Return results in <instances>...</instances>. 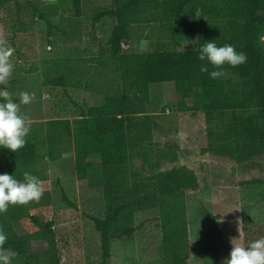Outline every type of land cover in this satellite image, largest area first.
<instances>
[{"label":"trees","instance_id":"16d2710c","mask_svg":"<svg viewBox=\"0 0 264 264\" xmlns=\"http://www.w3.org/2000/svg\"><path fill=\"white\" fill-rule=\"evenodd\" d=\"M44 1H71L73 14L82 15L83 0H32L34 13L43 18L45 12L38 3ZM192 2L113 0V6L100 11L95 18H116L106 67L115 74L117 86L105 89L101 103L82 105L77 123L67 117L27 121L29 131L22 147L12 152L0 146V173L8 172L23 181L25 171L40 178V164L47 158L63 155V140L73 145L77 171L85 172V178L98 182L104 191L103 214L93 217L101 264H111L113 240L136 231L138 215L150 210L157 213L165 263L190 264L185 188L197 186V175L187 165L164 172H146L162 159L176 157L170 146L161 147L155 139L151 84L172 82L182 96V105L191 99L190 107L204 113L206 150L239 162L264 154V0H253L251 18H199L189 14ZM15 3L18 12L21 4L16 0ZM137 24L143 28L152 24L158 27L155 49L124 50L123 44L129 45ZM163 35L173 40L192 36L197 44L191 49L172 48L170 42L160 39ZM206 39H214L218 45H233L245 53L246 61L236 66L224 64L220 66L223 75L211 78L207 71H200V66L207 65L209 71L213 66L198 58L199 46ZM14 71L17 74L9 85L11 91L22 74ZM68 72L71 78L64 83L75 87L88 83V69L72 65ZM11 99L19 102L17 96ZM92 157L98 158L95 168L89 165ZM28 217L37 228L20 234L15 223ZM0 231L6 235L0 243V253L10 255L9 264H60L52 222H42L31 214L29 202L9 204L0 212Z\"/></svg>","mask_w":264,"mask_h":264},{"label":"rangeland","instance_id":"374dc122","mask_svg":"<svg viewBox=\"0 0 264 264\" xmlns=\"http://www.w3.org/2000/svg\"><path fill=\"white\" fill-rule=\"evenodd\" d=\"M0 0V45L12 48L9 76L0 82L11 97L21 91L31 100L19 104V113L27 121L71 118L74 123L81 106L101 103L106 88H115L117 80L107 66L110 35L115 16L96 19L113 0H83L81 18L71 11V1L38 3L45 17L34 13L32 0ZM253 0H193L189 14L199 18L246 17L253 13ZM257 13V12H256ZM258 14V13H257ZM261 14L264 15L261 11ZM247 17V18H248ZM155 24L146 28L135 25L134 37L123 44L127 52L151 51L158 46L159 31ZM170 47L191 49L197 39L192 36L174 40L161 36ZM264 42V35L262 37ZM88 69V83L75 87L68 83V66ZM15 90L9 85L15 72ZM1 84H3L1 86ZM2 99V98H0ZM172 82L151 84V112L155 115V139L161 147L170 146L174 159L164 158L150 172H164L187 165L194 169L198 184L186 187L190 264H222L234 243L246 246L264 237V154L251 161L239 162L228 155L206 150L207 122L203 112L194 111ZM64 153L57 159L47 158L40 164L39 178L43 192L39 200L29 201L31 214L42 222L51 221L55 232L60 264H101L99 235L93 217L102 215L104 191L96 181L85 178L75 165L74 148L62 141ZM140 164V160L136 159ZM92 168L98 158L89 160ZM153 210L138 215V229L131 235L113 240L111 264H166L163 259L161 232ZM16 230L26 233L37 228L30 217L15 223ZM45 244V243H43ZM7 255L9 262L10 255Z\"/></svg>","mask_w":264,"mask_h":264},{"label":"clouds","instance_id":"9594fccd","mask_svg":"<svg viewBox=\"0 0 264 264\" xmlns=\"http://www.w3.org/2000/svg\"><path fill=\"white\" fill-rule=\"evenodd\" d=\"M12 48L0 45V82L10 74L12 65L9 56ZM198 58L207 60L213 66L209 71L207 65H201L200 71H207L213 79L223 75L224 64L236 66L246 61L243 51H237L233 45L224 43L218 45L214 39H206L199 46ZM0 146L12 152L25 144V136L29 131V125L19 113V104L11 99V94L6 89H0ZM31 96L26 91L19 94V103L26 104ZM43 192L40 180L37 176L25 171L23 181L18 180L8 172L0 173V212L7 209L9 204H26L32 200H39ZM6 239V235L0 231V243ZM232 247L229 255L222 264H264V237H260L246 246L230 241ZM0 264H9L7 255H0Z\"/></svg>","mask_w":264,"mask_h":264},{"label":"crops","instance_id":"0c3cea01","mask_svg":"<svg viewBox=\"0 0 264 264\" xmlns=\"http://www.w3.org/2000/svg\"><path fill=\"white\" fill-rule=\"evenodd\" d=\"M78 17L81 18V16H78ZM78 17H77V18H78ZM115 23H116V21H115ZM115 23H114V24H115Z\"/></svg>","mask_w":264,"mask_h":264}]
</instances>
